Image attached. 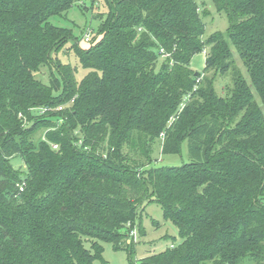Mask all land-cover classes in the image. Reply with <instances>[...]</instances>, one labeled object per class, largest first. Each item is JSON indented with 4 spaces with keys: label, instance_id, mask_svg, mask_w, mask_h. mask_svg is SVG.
Masks as SVG:
<instances>
[{
    "label": "trees",
    "instance_id": "16d2710c",
    "mask_svg": "<svg viewBox=\"0 0 264 264\" xmlns=\"http://www.w3.org/2000/svg\"><path fill=\"white\" fill-rule=\"evenodd\" d=\"M84 1L0 0V264H93L103 242L132 254L152 198L182 242L140 264H264V0H212L230 28L208 39L196 0H106L77 82L52 57L72 31L51 19ZM157 141H188L191 161L153 166Z\"/></svg>",
    "mask_w": 264,
    "mask_h": 264
},
{
    "label": "rangeland",
    "instance_id": "374dc122",
    "mask_svg": "<svg viewBox=\"0 0 264 264\" xmlns=\"http://www.w3.org/2000/svg\"><path fill=\"white\" fill-rule=\"evenodd\" d=\"M196 2L203 9L201 14L206 25L204 39L210 38L216 32L225 33L228 31L230 28V20L227 14L224 11L218 12L212 0H196ZM107 12L106 0H86L83 3L75 4L63 16L51 19V22L55 26L72 31L73 37L61 50L53 53L52 57L55 61L59 60L62 64L70 65L75 70L77 82H80L89 72L81 65L77 49L86 50L100 39L101 36L98 32L101 19L99 16L103 15L105 17ZM86 34H90L91 43L85 41ZM207 53L208 49L197 54L192 59L190 67L194 72L201 74L205 72ZM164 62L165 58L163 59L161 57L159 59L158 70ZM236 63L238 68L242 69L246 74L241 60L237 58ZM45 74L47 76L43 80L48 83L49 72L46 71ZM208 74L212 76L214 72ZM246 77L248 78V75ZM231 85L232 70L225 73H215V87L221 96L226 95L227 88ZM256 100L258 103H261L257 96ZM160 144L161 142L157 141L153 147L152 158L155 160L153 166L180 167L191 161L188 141L182 143L179 153L169 155L161 153ZM12 163L16 168L23 166L19 158L14 159ZM145 163H148V161H145ZM142 209L143 215L141 220L137 221L138 236L135 240V247L132 254L127 250H116L110 242H103L102 246L104 250L102 259L95 260L93 264H140L145 258L161 254L171 248L172 245L178 246L182 242L178 228L171 222L165 220L163 208L156 203L155 198L145 201L142 204ZM139 227L142 228V235L139 232ZM124 232L123 230L122 233ZM129 239L127 243L125 241L127 245L132 244L134 241V238Z\"/></svg>",
    "mask_w": 264,
    "mask_h": 264
},
{
    "label": "built area",
    "instance_id": "2783aa9c",
    "mask_svg": "<svg viewBox=\"0 0 264 264\" xmlns=\"http://www.w3.org/2000/svg\"><path fill=\"white\" fill-rule=\"evenodd\" d=\"M89 38H90V37L87 36V40H88ZM201 79H202V78H199L198 82H199ZM60 109H61V108H60ZM47 110H48V109H45V110H43V112H45V111H47ZM53 148H54V149H58V145H53ZM20 188H21V191L24 190L23 186H21ZM131 236L134 238V240H136V238H137V236H138V232H137V230H132V232H131Z\"/></svg>",
    "mask_w": 264,
    "mask_h": 264
}]
</instances>
